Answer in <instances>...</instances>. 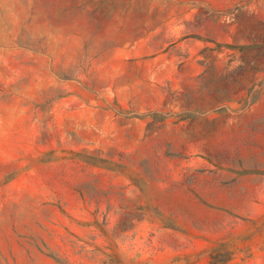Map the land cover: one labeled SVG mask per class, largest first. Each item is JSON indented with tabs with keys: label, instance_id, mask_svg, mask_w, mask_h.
Wrapping results in <instances>:
<instances>
[{
	"label": "rangeland",
	"instance_id": "rangeland-1",
	"mask_svg": "<svg viewBox=\"0 0 264 264\" xmlns=\"http://www.w3.org/2000/svg\"><path fill=\"white\" fill-rule=\"evenodd\" d=\"M0 264H264V0H0Z\"/></svg>",
	"mask_w": 264,
	"mask_h": 264
}]
</instances>
